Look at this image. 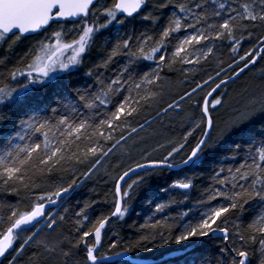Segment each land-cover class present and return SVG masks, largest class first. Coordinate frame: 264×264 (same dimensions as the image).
I'll use <instances>...</instances> for the list:
<instances>
[{
  "label": "snow or ice",
  "instance_id": "obj_1",
  "mask_svg": "<svg viewBox=\"0 0 264 264\" xmlns=\"http://www.w3.org/2000/svg\"><path fill=\"white\" fill-rule=\"evenodd\" d=\"M262 60L264 0H0V264H145L119 258L186 242L211 246L202 264H264ZM253 71L217 119L229 82ZM201 72L165 102L174 76ZM80 74L55 106H30L37 86ZM174 169L139 239L106 254L139 190ZM101 179L109 211L67 206Z\"/></svg>",
  "mask_w": 264,
  "mask_h": 264
},
{
  "label": "trees",
  "instance_id": "obj_2",
  "mask_svg": "<svg viewBox=\"0 0 264 264\" xmlns=\"http://www.w3.org/2000/svg\"><path fill=\"white\" fill-rule=\"evenodd\" d=\"M247 45V42H246ZM95 58V57H94ZM227 56H225V60L227 61ZM151 62H144L142 67L145 65H150ZM259 65L264 66V60L258 62ZM150 67H144L145 71H149ZM204 76V73H199V75L193 77L191 74L189 75L187 81H184V77H173V86L170 88L169 92L165 95V102L169 101L172 96H175L177 99L179 94L182 93L185 89L188 91L191 90L193 86H195V81L199 80L201 77ZM258 76V72L253 71L249 72L247 75L242 74V78L238 79L235 83H230L228 85V100L229 105L225 108L221 109L219 113H213L217 119L223 121L227 119L228 115L231 112L232 106L236 105L238 100L241 97V94L244 92V89L250 87L254 82H256V77ZM86 78L80 74L79 76L73 78L70 81L64 82H50L46 87L37 86V92H35L32 96L29 97V104L32 108H44L46 105L55 106V102L57 99H60L58 93L61 89H64L68 84H74L76 86H81ZM207 88V86H206ZM201 96L204 93L200 94ZM195 96V94H194ZM199 99L200 97H196ZM186 109L190 110V106L188 103L182 102ZM16 115L23 116V111L15 114L13 118H16ZM149 118H151L149 116ZM181 131L179 124L177 125L176 132L179 133ZM222 149H218L221 151ZM210 161L205 162V168L201 171V175L204 174V171L207 170V166ZM175 179V171L167 172L162 177H152L149 179V183L147 186L143 187L139 190L136 199L132 201V207L130 209L129 214L125 217V220L119 221L118 223L113 225L114 230L116 231L117 235H112V231H108L107 236L104 239V248L106 254H111L108 249V245L114 242H118L119 248L117 250L124 252L125 249L131 244L134 243L137 239H139L141 235L140 225L144 223L147 219V214H150L151 207H154V199L153 193L156 192L157 186L163 184L165 180L171 181ZM166 186V185H165ZM110 184H104L103 179H101L99 185L94 182H89L82 189H78L77 192L74 194L73 198L71 199V203L67 206L70 209H76L77 207L81 206L82 203L89 199H100L101 203L96 205V212L95 215L100 214V210H104L105 212L109 211L111 208V196H109L108 203H103V193L108 190ZM96 189V192L100 193V196L97 197L96 192L93 191ZM161 197L167 199L166 194L159 193ZM198 192H193L191 203L195 204V198L198 196ZM186 208V205H178L174 206L173 210H170L171 214H175L176 211L183 210ZM62 211V209H61ZM156 242H159L157 239ZM194 245L192 242H186L185 244H173L170 243L167 246L154 248L151 252H143L139 249H131L128 253L133 257L145 258V259H158L169 253L171 251L185 249ZM151 247V245H149ZM210 247L205 248L200 245L194 246L192 250H190L185 255L164 261L160 264H202V262L210 258ZM116 251V250H112ZM255 264V261L253 262Z\"/></svg>",
  "mask_w": 264,
  "mask_h": 264
},
{
  "label": "water",
  "instance_id": "obj_3",
  "mask_svg": "<svg viewBox=\"0 0 264 264\" xmlns=\"http://www.w3.org/2000/svg\"><path fill=\"white\" fill-rule=\"evenodd\" d=\"M232 82H229V84ZM223 87V86H222ZM219 91V90H218ZM172 171H176L175 169ZM55 210V209H54ZM199 245V244H194L190 247H187L185 249H181V250H176V251H171L169 253H166L165 255H163L162 257L158 258V259H145V264H160L164 261L170 260V259H175L178 257H181L183 255H185L186 253H188L190 250H192L194 248V246ZM139 257H133L131 256L128 252L125 254V256L120 257L119 259L121 261H129L130 259H137Z\"/></svg>",
  "mask_w": 264,
  "mask_h": 264
},
{
  "label": "rangeland",
  "instance_id": "obj_4",
  "mask_svg": "<svg viewBox=\"0 0 264 264\" xmlns=\"http://www.w3.org/2000/svg\"><path fill=\"white\" fill-rule=\"evenodd\" d=\"M149 70H151V69H149ZM190 75V74H189Z\"/></svg>",
  "mask_w": 264,
  "mask_h": 264
},
{
  "label": "bare ground",
  "instance_id": "obj_5",
  "mask_svg": "<svg viewBox=\"0 0 264 264\" xmlns=\"http://www.w3.org/2000/svg\"><path fill=\"white\" fill-rule=\"evenodd\" d=\"M171 260V259H170Z\"/></svg>",
  "mask_w": 264,
  "mask_h": 264
}]
</instances>
